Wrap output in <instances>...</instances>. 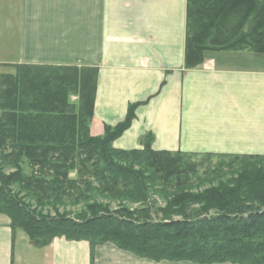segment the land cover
<instances>
[{"label":"trees","instance_id":"obj_1","mask_svg":"<svg viewBox=\"0 0 264 264\" xmlns=\"http://www.w3.org/2000/svg\"><path fill=\"white\" fill-rule=\"evenodd\" d=\"M248 50L264 53V0H188L187 70L210 52ZM96 91L91 69L0 73V214L12 228L37 248L65 238L89 242L92 254L112 243L156 263L264 264V156L155 151L151 136L142 149H115L141 104L93 137ZM215 157L227 160L201 172ZM153 195L165 207L155 211ZM80 205L77 219L59 215Z\"/></svg>","mask_w":264,"mask_h":264},{"label":"crops","instance_id":"obj_2","mask_svg":"<svg viewBox=\"0 0 264 264\" xmlns=\"http://www.w3.org/2000/svg\"><path fill=\"white\" fill-rule=\"evenodd\" d=\"M188 0H0V70L91 69V135L124 122L115 149L264 156V53L217 51L185 68ZM9 66V67H8ZM0 264H153L113 244L37 248L0 214ZM193 264V263H154Z\"/></svg>","mask_w":264,"mask_h":264},{"label":"rangeland","instance_id":"obj_3","mask_svg":"<svg viewBox=\"0 0 264 264\" xmlns=\"http://www.w3.org/2000/svg\"><path fill=\"white\" fill-rule=\"evenodd\" d=\"M249 51V50H248ZM231 52H235V51H231ZM251 52V51H249ZM251 53H254V52H251ZM9 67V66H8ZM15 67L16 66H11V68H3L0 70V73L2 74H10V73H14L15 72ZM72 102H76L77 101V98L76 97H72ZM91 126V124H90ZM91 131V129H90ZM144 141V140H143ZM144 144V143H143ZM189 154H196V153H189ZM197 155H202V154H197ZM216 155V154H214ZM218 156V155H216ZM192 159H195L196 161H201L203 162L204 159L202 156H199V157H194ZM227 159H223V158H220V157H215V158H211V160L209 162H204L203 166L204 167H200L199 169L201 170V172H203L205 169H207V167L209 165H211L212 167L215 166L217 163H220L221 161H226ZM25 169V172H28L27 168H24ZM10 170H8L7 172H9ZM217 184L214 183V185ZM206 188V185H202V183H197L196 184V189L198 190H202ZM154 200H156V208H155V211L158 209V208H163L165 207V201L159 196V195H153L152 197ZM105 203V202H104ZM123 206H126L128 208H130V210H135L137 208L138 205H123ZM110 209L111 211H115L119 208V204L118 203H112L110 205ZM82 210V205L78 206V207H67V208H59V215L61 216H68L69 218H72V219H77L80 211ZM43 215L47 216V215H51V217H55L56 216V212L55 211H51V210H48V209H45V211H43ZM155 213V212H154ZM160 216V215H159ZM154 220H158V219H161V217H158L156 214H154L153 216ZM30 239V238H29ZM31 242V241H30ZM109 244V243H107ZM112 244V243H110ZM105 245V244H103ZM114 245V244H113ZM102 246V245H101ZM99 247V246H98ZM118 248V247H117ZM121 250V249H120ZM151 261V260H150ZM153 262V261H152ZM156 263V262H153V264ZM160 263H172V262H160ZM174 263V262H173ZM181 263H187V262H181Z\"/></svg>","mask_w":264,"mask_h":264}]
</instances>
